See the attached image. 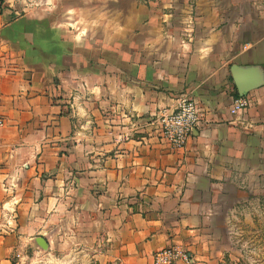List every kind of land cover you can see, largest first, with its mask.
Instances as JSON below:
<instances>
[{
	"label": "crops",
	"instance_id": "crops-1",
	"mask_svg": "<svg viewBox=\"0 0 264 264\" xmlns=\"http://www.w3.org/2000/svg\"><path fill=\"white\" fill-rule=\"evenodd\" d=\"M1 1L0 264L79 229L119 264L172 246L195 261L203 193L254 143L264 160V85L239 97L231 74L264 76V0ZM182 94L200 121L173 151L156 117Z\"/></svg>",
	"mask_w": 264,
	"mask_h": 264
},
{
	"label": "rangeland",
	"instance_id": "rangeland-1",
	"mask_svg": "<svg viewBox=\"0 0 264 264\" xmlns=\"http://www.w3.org/2000/svg\"><path fill=\"white\" fill-rule=\"evenodd\" d=\"M67 2L61 0L60 2ZM147 1V0H144ZM60 3V4H61ZM191 5V4H190ZM127 4L125 3V7ZM52 7V4H48ZM40 7L32 8V10ZM189 26L195 23L194 16L189 15ZM245 127V126H244ZM243 127L248 134L252 127ZM257 149L263 150L254 143L250 168L236 175L231 183H220L219 188L204 192L202 207L195 208L201 213V233L194 250V264H264V160L255 157ZM262 161V166L260 162ZM208 199V200H207ZM193 211L194 208H193ZM75 239H66L46 252L32 248L10 256L11 264H119L105 255L104 247L83 238L81 229ZM82 235V236H81ZM86 241H85V240ZM96 243V244H95ZM61 246V247H60ZM177 247V246H176Z\"/></svg>",
	"mask_w": 264,
	"mask_h": 264
},
{
	"label": "built area",
	"instance_id": "built-area-1",
	"mask_svg": "<svg viewBox=\"0 0 264 264\" xmlns=\"http://www.w3.org/2000/svg\"><path fill=\"white\" fill-rule=\"evenodd\" d=\"M20 3L23 9L48 5L42 0H13ZM5 3L0 0V16ZM22 9V12L24 10ZM21 15L20 13L16 14ZM248 106L245 98L233 101L231 113H238ZM200 121V110L197 103L188 95H179L171 108L161 111L156 117V126L161 140L173 151H181L191 137ZM4 126V119L0 116V130ZM192 256L179 247L172 246L161 249L153 254L151 264H194Z\"/></svg>",
	"mask_w": 264,
	"mask_h": 264
},
{
	"label": "water",
	"instance_id": "water-1",
	"mask_svg": "<svg viewBox=\"0 0 264 264\" xmlns=\"http://www.w3.org/2000/svg\"><path fill=\"white\" fill-rule=\"evenodd\" d=\"M231 74L239 97H244L248 92L264 85V76L257 68L233 66ZM33 243L39 252L48 250L47 242L43 238H35Z\"/></svg>",
	"mask_w": 264,
	"mask_h": 264
}]
</instances>
